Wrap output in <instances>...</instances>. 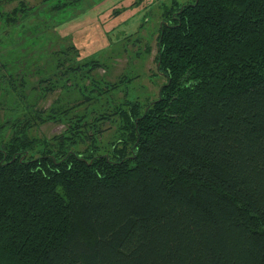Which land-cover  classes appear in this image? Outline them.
<instances>
[{
	"label": "trees",
	"instance_id": "trees-1",
	"mask_svg": "<svg viewBox=\"0 0 264 264\" xmlns=\"http://www.w3.org/2000/svg\"><path fill=\"white\" fill-rule=\"evenodd\" d=\"M15 1L0 35L34 9L0 5ZM160 17L155 100L95 78L107 63L78 62L73 45L36 67L35 86L0 73L14 102L0 123V264H264V0L173 2ZM70 88L78 105H40ZM46 123L64 130L40 135Z\"/></svg>",
	"mask_w": 264,
	"mask_h": 264
},
{
	"label": "rangeland",
	"instance_id": "rangeland-1",
	"mask_svg": "<svg viewBox=\"0 0 264 264\" xmlns=\"http://www.w3.org/2000/svg\"><path fill=\"white\" fill-rule=\"evenodd\" d=\"M190 1L74 0V5L56 11L51 8L56 1L44 5V0H25L28 7L34 8L29 18L9 30L8 35H0V60L6 64L0 73L6 76L7 71L19 76L25 74L27 85L35 86L36 67L54 68L50 54L63 46L73 45L79 49L78 62L98 60L107 63L106 67L93 72L95 78H104L111 83L129 78L125 87L131 98L145 102L155 100L161 85L166 82V78L157 72L160 16L173 2L185 4ZM17 6L16 1L1 4L0 13L7 14ZM3 26L0 20V28ZM31 91L35 94L34 90ZM123 96L124 92H120L116 97ZM80 98L77 88H70L67 92L56 90L40 105L44 108L56 102L78 105ZM12 99L6 86L0 85V123L13 117V114L6 113L9 105L14 104ZM84 109L85 106L79 111ZM103 128L105 144L112 139L114 127L106 124ZM63 130L62 124L46 123L40 127L39 133L52 137Z\"/></svg>",
	"mask_w": 264,
	"mask_h": 264
}]
</instances>
